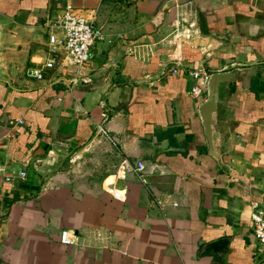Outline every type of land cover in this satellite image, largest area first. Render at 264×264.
Masks as SVG:
<instances>
[{
    "label": "crops",
    "instance_id": "obj_1",
    "mask_svg": "<svg viewBox=\"0 0 264 264\" xmlns=\"http://www.w3.org/2000/svg\"><path fill=\"white\" fill-rule=\"evenodd\" d=\"M68 2L104 31L88 81L27 77L46 53L43 23ZM0 13V264L264 260L250 219L264 201V0H0ZM234 69L214 156L208 86L192 95L189 71Z\"/></svg>",
    "mask_w": 264,
    "mask_h": 264
},
{
    "label": "built area",
    "instance_id": "obj_2",
    "mask_svg": "<svg viewBox=\"0 0 264 264\" xmlns=\"http://www.w3.org/2000/svg\"><path fill=\"white\" fill-rule=\"evenodd\" d=\"M43 29L46 33L47 46L45 56L37 64L27 66L25 75L39 80L52 77L57 81L63 80V75L67 74L71 82L76 79L87 82L89 78L82 77V68L90 60L92 47L104 36L97 11L80 13L68 2L43 23ZM189 73L199 76L190 89L192 95L199 96L208 85L210 73L200 74L196 70ZM102 114L105 115V112ZM98 128L102 129V125L98 124ZM143 168V161H137L135 169L141 179H144L140 173ZM25 175L26 172L21 170L19 177L24 178ZM11 178L12 176H6L7 180ZM113 195L122 198L123 193L121 190H114ZM250 206L252 232L257 241L264 246V201H251ZM59 238L62 243L76 242V235L74 232L70 233L68 229L61 230Z\"/></svg>",
    "mask_w": 264,
    "mask_h": 264
},
{
    "label": "water",
    "instance_id": "obj_3",
    "mask_svg": "<svg viewBox=\"0 0 264 264\" xmlns=\"http://www.w3.org/2000/svg\"><path fill=\"white\" fill-rule=\"evenodd\" d=\"M2 21L3 17L0 13V38L2 35ZM240 72V69H234L229 71H215L210 73V77L208 79V94L206 99L200 105V114L203 119V124L205 127V132L207 135L209 152L214 156H217L216 150L214 148V143L216 138L219 135L218 130L216 129L217 123V108L219 102L220 91L222 89V84L234 78L236 74ZM0 79L10 81V76L8 69H5L1 63L0 59ZM226 239L220 238L209 243L208 246L211 247H222ZM259 264H264V260H262Z\"/></svg>",
    "mask_w": 264,
    "mask_h": 264
}]
</instances>
